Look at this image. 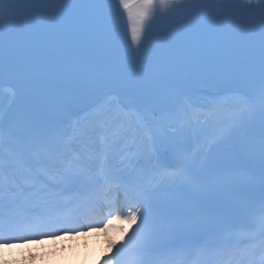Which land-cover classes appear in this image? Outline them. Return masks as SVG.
<instances>
[{"label": "snow or ice", "instance_id": "obj_1", "mask_svg": "<svg viewBox=\"0 0 264 264\" xmlns=\"http://www.w3.org/2000/svg\"><path fill=\"white\" fill-rule=\"evenodd\" d=\"M101 230L264 264V0H0V249Z\"/></svg>", "mask_w": 264, "mask_h": 264}, {"label": "bare ground", "instance_id": "obj_2", "mask_svg": "<svg viewBox=\"0 0 264 264\" xmlns=\"http://www.w3.org/2000/svg\"><path fill=\"white\" fill-rule=\"evenodd\" d=\"M119 223L117 221L110 227L113 228L112 235L119 230ZM2 250L9 252L10 257L17 258L13 264H94L99 261L101 252L107 251V242L101 230L99 233L93 232L87 238H73L70 234L57 235L55 240L52 237L44 238L23 245L19 253L12 247ZM30 254L35 256L25 258Z\"/></svg>", "mask_w": 264, "mask_h": 264}, {"label": "rangeland", "instance_id": "obj_3", "mask_svg": "<svg viewBox=\"0 0 264 264\" xmlns=\"http://www.w3.org/2000/svg\"><path fill=\"white\" fill-rule=\"evenodd\" d=\"M113 229V228H112ZM114 237V236H113ZM24 244H18L16 245L15 247L17 248L16 249V252L19 253L20 251V247H22ZM35 255L33 254H30L28 257H25V258H33ZM17 258H12L9 256V252H0V264H13L14 261L16 260Z\"/></svg>", "mask_w": 264, "mask_h": 264}]
</instances>
